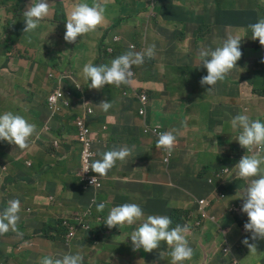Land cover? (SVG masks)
Segmentation results:
<instances>
[{
  "label": "crops",
  "instance_id": "obj_1",
  "mask_svg": "<svg viewBox=\"0 0 264 264\" xmlns=\"http://www.w3.org/2000/svg\"><path fill=\"white\" fill-rule=\"evenodd\" d=\"M171 10L172 12L166 17L158 15L155 18L144 21L145 24L155 31L157 37L154 41L155 54L156 51L163 50L154 60L155 75L151 76L148 72L141 71L145 78L144 80L136 72L133 86L130 82L122 90L114 91L111 89L113 86L107 87L104 90L90 89L88 86L82 87L84 78L82 73H79L78 84L81 86V89L69 91L73 117L65 116L63 108L60 112H52L47 105L45 97V81L41 80V78L34 81V87H24L17 81L20 71L27 67L28 62L33 68V79L37 77L38 67L35 68L32 65L34 59L23 60L12 56L9 50L5 52L3 49L0 50V74L10 71L16 60L21 64L13 81L0 77V111H15L12 109L15 108L19 113L26 112L44 135L41 140L42 143L37 146L34 145L25 154L16 148H9L0 153V166L5 165L6 167L3 175V184L0 188V200L7 197L20 199L25 209V213L22 216V227L19 230L23 234L22 237H19L16 233L0 237V264H38L43 254L52 255L53 258H61L64 254H74L68 252L69 247L64 246L61 242H55L58 245L53 247L47 245L45 239L51 240L44 235V230L48 226L53 230L58 217L68 215L71 211L79 208L76 206H82V202L89 203V200L94 197V191L83 180V171L81 182V164L79 169L73 172L72 176H68L70 182L67 193L65 189H62L61 184L57 183V180L60 181L65 173L63 163L69 160L70 154L74 151L78 150L80 155L82 150L81 143H79V147L76 149L71 142H77L78 133L81 135L82 121L84 120L82 113L84 112L92 111V114H89V116L93 118L99 117L100 120L99 125L90 127L93 133L96 152L108 149L116 144H126L137 147L142 152L143 157L126 162L118 170H112L101 180V188L96 193V199L99 202H105V209L103 212H99L102 220L97 219L92 221V226L97 232L95 241L93 243H90L89 240L82 241V251L84 247H89L88 252L78 251V253H82L83 264H98L97 261L101 262V264H144L141 253L138 251L134 252L130 243L129 235L131 231L136 229L132 226L123 229H109L104 224L112 207L125 203H135L142 209L141 200L147 202L144 206L151 204L153 198L149 200L150 196L145 191L144 181L137 182L135 180L137 176L133 174L120 176L121 171L128 164L150 161L152 162L151 165L154 166L157 178L167 177L171 179V182L175 180L182 181L190 177L198 178L204 172L209 175L212 166L211 155L222 153L216 139L227 135L230 121L237 115V107L234 106L233 109L232 105V99L235 100V92L220 87L206 91L201 88L199 83L198 90L194 93L190 88L185 89L186 86H182L179 78L172 77L166 79L164 77L168 62L170 61L172 66H176L179 60V57L176 55L170 57L167 52L169 49L167 45L191 49L198 40V37L203 34L199 32L196 12L188 3V0H173ZM112 13L116 14L115 7L113 11L110 8L108 16ZM149 14L150 11L146 10L145 15L148 16ZM117 31H120L119 28H117ZM216 47L213 48L215 49ZM77 55V45L67 46L58 55L59 58L55 64H62L69 60L67 66L73 64V67L79 68L80 65L76 62ZM162 55H167L168 59L165 66L160 69L156 63ZM190 58L188 59L190 60ZM260 67V72L264 73V63L257 66V68ZM232 78L229 74L225 80L230 82ZM173 80L180 82L178 88L172 86ZM148 81L161 82L165 85L166 90L155 92L147 87ZM256 83L258 89L255 94L257 96H264V77H259ZM5 85H8L10 88L17 86V94L5 92ZM24 90L28 92L26 96L21 95V91ZM187 92L190 93L187 94ZM182 93L186 94L184 99H173L175 94ZM95 95H104L103 101H106V96L108 95L112 107L105 112L97 104H88L86 102L87 99ZM136 95L141 97V106L135 101ZM21 98L27 102L29 106L27 109L24 108ZM29 101L35 102L37 107L32 106ZM199 104H203L202 109H199ZM140 107H148L160 113L153 130H149L148 134L143 135V139L147 143L143 146L137 142L140 136L134 134L137 129L135 109ZM248 116L252 120L259 119L264 123V119L261 117ZM65 118L68 119L65 121ZM55 129L60 130V132L54 131ZM165 131H171L177 136L176 146L170 157L171 159L178 157L179 161L173 164L171 160L167 159V162H170L169 165H158L157 163H161V161L169 157L168 153L163 149L156 147L159 134ZM238 134V131L233 130V145L226 154L219 157L217 165L213 168V172L210 175L214 177L220 173L217 181L213 184L215 185V189L201 198L199 196L208 188L198 190L190 203L199 212L208 213L211 210L217 209V205L212 198L216 197V195L225 197V200L222 202L223 211L219 215H211L204 219L203 222L207 224V229H205L207 231L201 229H196L195 232H193L194 230L191 231V234L199 240L206 237L211 238V242L210 240L207 241L209 243L208 247L211 249H216V244L219 240L226 241L229 238L230 222H237L243 228V233L245 234L241 238L245 236L251 238L248 235L249 232H246L244 228L248 219L236 221L228 212L241 215L240 203L242 199L239 200L237 205L229 208V194L241 193L246 186L243 181L238 183L237 191L230 189L227 185L225 186L233 170L237 172L234 167L239 161H232V152L241 147L238 141H236ZM63 144H66L65 151L58 153ZM50 146L55 147L56 150L52 151ZM192 153L195 154V157L188 158L187 155ZM56 158H60L58 163ZM50 164L56 167L54 177L52 176L53 168ZM190 164L195 167L193 173L188 171ZM225 168L229 170L225 171ZM138 170L139 172L144 171L141 167ZM180 191L178 190L179 193ZM63 193L66 194L63 195ZM181 197L182 195L180 194V197L175 198V200ZM49 207L56 211L52 221H48L43 217V212ZM39 234H43L45 239H41L42 237ZM27 241L31 242L27 243L25 247H21ZM97 242L105 245V249L103 247L95 249L93 245ZM235 246L236 244L230 248L233 250ZM221 253L222 255L220 253L216 254L220 258L217 262L211 253H204L202 261L208 263L212 260L214 261L213 264H228L229 259L233 258L232 254L234 253H224L223 251ZM256 257L257 253H254L255 264H264V255L259 261L255 259ZM242 263L252 264L248 259L241 261ZM151 264H156V262Z\"/></svg>",
  "mask_w": 264,
  "mask_h": 264
},
{
  "label": "clouds",
  "instance_id": "obj_2",
  "mask_svg": "<svg viewBox=\"0 0 264 264\" xmlns=\"http://www.w3.org/2000/svg\"><path fill=\"white\" fill-rule=\"evenodd\" d=\"M53 1L54 0L25 1L23 8V10H25L23 12L25 22L24 34L34 33L36 31L41 21L49 15V10L54 9ZM93 1L95 2L90 6ZM99 1L108 2V0H81V2L75 4L68 13L65 24L66 32L64 35V40L67 43H71L68 46L77 45L78 37L82 38L89 33L95 32L98 27L105 23V7L99 3ZM108 3L110 6H113L112 2ZM172 6L173 0H171V9ZM159 7L158 3L154 0H146L145 3H142V0H138V9L136 11H140L141 9L144 10V12H146V10L150 11L147 17L148 19H152L160 15ZM257 9L259 11V8ZM123 12H126V9H123ZM15 23L12 24L15 25ZM228 26L242 28L250 27V29L248 33L245 31L228 33L226 38L215 49L213 47H208L207 49L200 50L198 60L200 66H203L200 86L206 91L217 88V86L221 84L228 83L225 79L229 74L230 77H233L237 71L244 70L246 65H249L250 61H255L264 57V18L260 19V12L258 14V20L254 24L249 25L248 22H241L236 25H227L224 27ZM199 32L201 33L200 25ZM4 34L6 38L7 35L5 32ZM4 40L0 44V50L3 49V51L4 48L2 44ZM119 40L120 38L116 36L113 39L114 45L112 47L101 53L99 50H94L92 52L90 62L85 64L82 69L84 80L89 82L88 88L104 90L107 87H120L130 82L133 86V82L136 79V71L132 67L134 65L140 66L145 62V58L152 59L155 56V46L152 45L139 52L127 51L112 60L114 49L118 45ZM132 47L134 46L130 45V48ZM68 62L69 60L56 65V79L66 82L70 86V92L72 90H80L81 86L78 84V78L82 66L79 68L73 67V64L67 66ZM262 63H264V61H262ZM252 67L257 69V65L253 63ZM73 69H79L78 74H76ZM243 85L244 84L241 86ZM99 107L107 112L112 107V104L111 102L103 101L99 104ZM20 114L21 113L17 110L0 111V141H6L14 145L10 149L16 148L25 154L35 145L32 141V137L36 132V125L29 123ZM230 123L232 129L239 132L236 141H238L241 148L246 150V154L234 167L237 170V177L232 179L234 175V172H232L225 186L227 185L230 189L237 191L238 183L241 181L245 183L246 187L243 189V194L239 198L242 199L240 210L241 215L247 216L244 219H248V222L244 225L245 231L249 232L251 234V240L257 243V240L264 239V155L261 154L264 153V123L259 119L252 120L246 114H237L231 119ZM157 126L159 127V125ZM176 142V136L171 131H165L159 134L156 147L163 149L168 155H171ZM130 155L131 150L127 146L106 151L102 153L101 159H97L90 164L86 162L83 172L91 170L102 179L108 175L117 161L124 163ZM0 169L1 188L3 184V175L6 170L5 165L0 166ZM224 170L228 171L229 169L225 168ZM97 181V178L94 176L90 182L92 185L97 186ZM216 181L217 177H212L211 185ZM224 199L225 197L223 196L212 198L213 201L222 200V202ZM2 200H5V202L0 205V237H6L13 233L22 237L23 234L19 232V230L22 227V216L25 213L23 202L20 199H11V197L1 199L0 201ZM99 203L98 201L96 209L98 217H100L99 212H103L105 209V204ZM92 208L93 207H79L62 217H69L71 213L76 211L83 213L88 210L91 212V215L88 217H91L93 212ZM169 216L172 217L171 215ZM170 217L166 215H149L145 218L144 212L139 205L135 203H125L120 206L112 207L104 224L109 229H123L142 221L136 230L131 231L129 236L132 250L141 253L144 264H151L153 262H156V264H163V262L157 263L158 254L163 248L162 243L166 244L168 248L171 249L168 253L171 256V264H184L185 261L191 260L194 255V250L189 246L186 238L187 234L190 232V227L180 224H177L174 228L170 227L172 225ZM97 219L89 220L92 228V221ZM93 230L95 229L93 228ZM30 242L31 241L25 242L21 247H25L27 243ZM242 243L248 247L251 254L256 253V243H250L247 238H245ZM61 244L69 247L67 251L74 254H64L61 258L45 256L40 261V264H83V256L78 253V251H81L82 242L77 243V252L72 249V247L76 245L73 241H71L69 246L62 242ZM223 252L233 253L231 248H229L227 252ZM164 255L165 252L160 253L161 258H163ZM146 258H149L148 262H146Z\"/></svg>",
  "mask_w": 264,
  "mask_h": 264
},
{
  "label": "rangeland",
  "instance_id": "obj_3",
  "mask_svg": "<svg viewBox=\"0 0 264 264\" xmlns=\"http://www.w3.org/2000/svg\"><path fill=\"white\" fill-rule=\"evenodd\" d=\"M79 0H54V11L50 15V19L54 22L58 21L57 18V12H56V7L58 6V2L61 3L62 7V12L65 13L68 11L69 8L72 7L73 4H75ZM137 1L138 0H108V2H112V5L115 7V12L116 14L113 16V23L115 25L114 28H111V32L113 36H117L121 39H126L128 32L131 29V25L134 24H139L143 25L144 21L148 19V17L145 15L144 10L136 11L137 8ZM198 1V12L203 13L204 12V4L207 5L208 9L210 10V24L209 22H205L204 24L201 25V33H203V36L205 38V41L199 44L198 48H203L206 46L209 47H215L220 45V43L226 38L228 33H232L235 31H245L249 32L250 27L248 28H242V27H234V26H228V27H220L218 26L215 21H222L224 17V13L226 9L228 8L230 1L233 2V7L236 10H241V9H246L248 7H254V8H259L260 12V19L264 18V0H197ZM146 0H142V3H145ZM113 6H111L112 11H113ZM214 8V12L213 9ZM123 9H126V12H123ZM22 14L17 15L16 13L13 12L12 4L8 3L6 5H2L0 7V44L5 38V28L11 24L15 23L18 19L21 21L22 20ZM61 16V14H59ZM119 23H124L126 25V28L122 29L121 31H116L119 26ZM61 27L59 25H56L54 23H49L43 30L40 32L36 33L41 40H34V43H36V48L38 49L36 56L34 60L32 61V65L37 68L38 64H45V63H55L56 60L59 58L58 55L62 53V51L71 43L62 42L58 37H56L57 34H60ZM28 41V37L26 34H22L20 38V42L23 44L24 42ZM148 42L154 43V41H147L143 37L139 40V44L141 46H145ZM114 45V42H113ZM27 51V49H25ZM139 51H142L141 48H139ZM34 55V54H33ZM167 55H162L158 60H157V66L162 69L166 62H167ZM197 64H200L198 60V55H196L193 58ZM175 61V60H174ZM262 61H264V57H261L255 61H250L249 65L247 64L244 70H239L237 71L232 80L228 83L221 84L217 86V88H224L228 90H233L235 92V100L232 99V105L233 109L234 106L237 107V114H246V115H251V116H256V117H261L264 119V96H257L255 94L256 90L258 89V85L256 83V80L259 77H264V73L260 72V68H253L252 63L255 65H260L262 64ZM89 63V62H88ZM21 67V64L16 60L13 64V68L10 71H6L4 73L0 74V77H3L9 81H13L17 71ZM61 68V67H58ZM57 68V69H58ZM64 68V67H63ZM200 68L196 65L193 64H188L187 60H184L182 63H180L178 67V74L182 77V84L185 87V89H189L192 92H197L198 90V82L200 79ZM76 74H78L79 69H73ZM137 72V71H136ZM80 73H82V68L80 69ZM137 74L145 80L143 73L142 72H137ZM88 81L83 80V86L82 87H87L88 86ZM246 83V84H245ZM244 84L243 86H241ZM125 85H121L120 87H112L114 91H120L124 88ZM172 86L175 88H178L180 86V82L178 80H173L172 81ZM147 87L150 89L154 90L155 92L159 91H165L166 87L163 83L161 82H150L148 81ZM110 89V88H108ZM5 92L12 93V94H17L18 92V87L14 86L13 88H10L8 85H5ZM190 92H187L189 94ZM28 94L27 90L21 91V95L26 96ZM186 96L185 93L182 94H175L173 96V99L179 100V99H184ZM104 95H95L92 98L87 99V103L90 105L97 104L99 105L101 102H103ZM22 102L24 103V108L27 109L29 106L27 102H25L21 98ZM106 101L110 102L108 99V95L106 96ZM135 101L138 105L141 104V97L135 96ZM203 104H199V109H202ZM16 110L15 108H12ZM159 114L157 111L153 109H149L148 107H140L135 109V120L137 122V129L135 130V135H139L140 138L137 140V142L143 146L146 145L147 143L143 139V135L148 134L149 130H153V127L155 123L158 121ZM162 115H164L162 113ZM100 120L99 117H91V116H86V123L84 125V128H90L93 125H99ZM232 132L233 129L231 127V123L228 127L227 135L223 137L217 138V142L219 143L220 150L222 153L218 155H211V172L209 175L207 173H202L200 177V184L201 186H210L212 184L211 182V174L213 172V168L217 165L218 159L221 155L226 154L229 150L230 147L233 145V138H232ZM159 133V131H157ZM43 133L39 131L35 137L32 139L33 143L35 146L38 144L42 143V138H43ZM176 141H177V136H176ZM76 149L79 147V143L72 141L71 142ZM70 143V144H71ZM14 145H11L7 143L6 141H0V153L3 150H7L11 148ZM66 149V144H63L60 149L58 150V153H61L62 151H65ZM166 159L161 161L162 165H169L167 162V159L171 160V162L178 163L179 158L178 157H173L171 159L170 155H168ZM188 158H193L195 157V154H189L187 155ZM57 163L60 161V158H56ZM152 162L146 161V162H141V163H130L124 169L121 171L120 176H128V175H136L137 178L135 179L137 182L139 181H144L145 182V191L148 192V196H150L149 200H151V204L147 205L145 207L144 212V217L146 218L149 215H166L169 216V209L170 207H167L170 205L172 208L178 209L185 211L187 210L188 213L184 217V222L188 223L190 226H193V232L196 231V229H201L205 230L207 229V224L204 223V219L208 218L211 215H219L221 211H223V204L222 200L217 201L215 200L214 203L217 205V209L211 210L208 213H202V212H197L195 209V212L193 211V208H191V200L192 197L194 196L196 189H197V182L194 177H190L188 179L184 180H175L174 182H171V179L169 178H157V174L154 172V166L151 165ZM65 167V173L63 174L62 178L60 181L57 180V183L61 184L62 189H65L66 193L68 190V184L70 182L69 175L72 176L73 172H75L77 169L80 167V155L79 151L76 150L72 154H70L69 160L65 161L64 163ZM51 167L53 168L52 176L54 177V173L56 172V167H54L53 164H50ZM144 169L143 172H139V168ZM195 167L193 165L188 166V171L193 173ZM234 175L232 179H235L236 172L233 170ZM105 178V177H103ZM102 178V180H103ZM246 187V186H245ZM244 187V188H245ZM178 190H181L180 193ZM121 191V190H120ZM119 191V192H120ZM62 193V191H61ZM66 193H63L65 195ZM180 194L182 197L178 200H175V198H179ZM243 190L241 193H236V194H229V201H230V206L237 205L239 202V198L242 196ZM217 198L220 197V195H216ZM225 200V199H224ZM89 203L82 202V206H76V207H97V202H91L89 200ZM5 202V200L0 201V205H2ZM108 203V201H107ZM142 206H144L147 202L142 201ZM164 207H167L164 208ZM108 210V209H107ZM193 212V217H189V214ZM230 213V216L235 218L236 221H239L241 219H244L247 216L244 215H239V214H233L232 212L228 211ZM56 211L54 209H51L49 207L47 210L43 212V217L44 219H47L48 221H52L53 217L55 216ZM171 218V217H170ZM142 223V221L137 222V224H134L132 227L136 229L139 224ZM229 238L225 240H219L216 244V249H211L208 247V243L204 242V239H198L195 236L189 232L187 234V240L188 244L190 247L193 248L194 250V255L190 261L193 262V264H213L214 261H209L208 263L206 261H202V255L204 253H211L213 257H215V261H219L220 258L216 254L221 253L224 250H228L231 246L233 247L234 244H237L240 246L242 244V239L241 237L245 234L243 233V228H241L237 222H230L229 224ZM249 236H251L250 233H248ZM30 236V234H29ZM41 236V239H45L43 234H39ZM45 243L50 246H57L58 244L55 242H51L45 239ZM204 243L205 248H201V244ZM95 249H101L102 247L105 249V245L100 244V242H97L93 245ZM162 247H164V250H160L161 252H165V255L163 258L160 257V253L158 254L157 257V263L158 262H166L171 259V256L168 254L171 249L168 248L166 244L162 243ZM256 253L257 257L255 258L257 261H259L263 255H264V239L262 240H257L256 243ZM89 247H84L83 251L81 248V252H88ZM231 259H229L228 264H240L241 261H245L248 259L251 261L252 264H255L254 262V254H249L247 255H239L235 253H240L238 249H236V252H233ZM89 254V253H87ZM82 255V253H80ZM45 256H51L52 255H47L43 254L41 256L40 261L42 260L43 257ZM40 261L38 264H40ZM149 261V258H146V262ZM98 264H101V262H98Z\"/></svg>",
  "mask_w": 264,
  "mask_h": 264
},
{
  "label": "trees",
  "instance_id": "obj_4",
  "mask_svg": "<svg viewBox=\"0 0 264 264\" xmlns=\"http://www.w3.org/2000/svg\"><path fill=\"white\" fill-rule=\"evenodd\" d=\"M25 1L26 0H0V7L2 5H6L8 3H11L12 8H13V12L16 13L17 15L22 14V16H21L22 20L21 21L18 19L16 21L15 25L11 23L5 28V33H6L7 37L5 38L2 45L4 48V52L9 50L10 53L12 54V56H14V57H17V58H20L23 60H30V59L35 58L36 53L38 51V49L36 48V43H34V40H39V41L41 40V38L36 33L43 30L50 22L54 23L56 25H59L61 27L60 34H57L56 37H58L62 42H65L64 35L66 32L65 24H66V20H67V15L72 10L73 6L75 4L80 3L81 0H79L75 4H73L72 7L69 8L68 11H66L65 13L62 12L61 3H58V6L56 7L58 21L54 22L50 19V15L54 11V9H50L49 15L41 21L40 26L36 29V31L34 33H25L28 37V41H26L22 44L20 42V38H21L22 34L24 33L23 30L25 28V22H24V18H23V12L25 11V10H23ZM154 1L156 3H158V5L160 6L159 7V14L162 17H166L168 14H170V12H171V0H154ZM94 2L95 1H93L90 4V6ZM99 3H101L105 7V17H106L105 23L102 24L100 27H98V29L95 32L89 33L82 38H79V37L77 38V40H78V44H77L78 55L76 57V62L78 63V65L82 66V69H83L85 64H88V62H90V58H91L92 52L94 50L105 51V50H107L113 46V39H114L115 35L113 36V34L111 32V28L115 27V25L113 23V16L115 15V13H112L110 16H108V13H109L110 8H111L110 4L108 2H102V1H99ZM188 3L194 8V10L196 12V20L198 22V25L201 26L205 22H209V24H210V19H211L210 10L208 9L206 4H204V6H203L204 12L199 13L197 0H188ZM212 10L214 12V8ZM59 14H61V16H59ZM258 14H259L258 9L254 8V7H248L247 9H244V10H236L233 7V2L230 1V4L224 13V17H223L222 21H215V23L220 27H224L227 25H236V24H239L241 22H248V24L251 25V24H254L257 22ZM12 25H13V27H12ZM118 26H119L118 28L120 31L122 29L126 28V25L124 23H119ZM115 30L117 31V29H115ZM142 37L144 39H146L147 41H151V40L155 41L157 39V37L155 35V31L149 25H147L145 23H143V25L133 23L131 25V29L128 32L126 39L120 38L118 45L114 49V53L112 55V60L114 58L124 54L127 51L131 50V51L139 52V48H141L143 51L147 47L154 45V43L148 42L145 46H141L139 44V40ZM29 41H31V42H29ZM204 41H205V38L202 34L198 37V40L195 42V44L192 46L191 49H188L186 47L176 48L175 46L168 44L167 47H169V49L167 50V52L170 55V57L176 55L179 57V60L177 61L176 66H172L170 61L168 62L165 73H164V77L166 79H170L172 77H177L181 80V84H182V77L178 74L177 71H178V67H179L180 63H182L184 60H187L188 64H193V65H196L198 67H201L200 68V79L198 82V85H199V83L202 79V68H203V66H200V64H197L193 58L199 54L201 49H207L209 47V46H206L203 48H198L199 44L204 42ZM157 43H158V41H157ZM169 43H171V41H169ZM130 45L134 46V47L130 48ZM209 48H212V47H209ZM25 49H27V51H25ZM162 52H163V50L156 51L154 58H152V59L145 58V62L142 65H140V66L134 65L132 68L137 72L145 71V72H148L151 76H154L155 75L154 60ZM189 57H191L190 60L188 59ZM40 78H41V80L45 81V86H46L45 97L47 99L48 107L51 109L52 103L49 101V98L54 95L57 97L56 105H58L60 107V111L63 108L65 116L73 117L74 116L73 112H72L73 108L71 107V101L69 99L70 86L66 82H63V81L56 79V64L55 63H45V64L39 63L38 64L37 77L35 79H33V68L30 66V63L28 62L27 67L23 68L20 71V74L17 77V81L24 87H34V81H37ZM167 83H168V81H167ZM182 86H184V85L182 84ZM29 103L32 106L37 107V104L35 102L29 101ZM20 115L23 116L29 123L35 124L34 121L27 115L26 112L21 113ZM67 119L68 118H65L64 120L66 121ZM75 125H76V123H75ZM76 127H77V125H76ZM54 131L60 132V130H57V129H55ZM38 132H39V129H38V126L36 125V132L33 135L32 139L35 137V135ZM77 142L81 143V146H82V150L80 152V159H81L80 164L82 166V153L85 149V143L83 140H81L79 133L77 135ZM123 146H127L131 150V155L127 158L126 162L137 160V159L143 157L142 152L137 147H134L132 145L116 144V145H114L108 149L100 150V152H96L95 145H94V143H92L91 148H90L91 152L94 154V156L92 157V161H95L97 159H101L102 153H104L106 151L119 149L120 147H123ZM50 149L52 151L56 150V148L53 146H50ZM245 154H246L245 149H243L241 147L239 149H235L232 152V161H236V162L240 161V159ZM126 162L121 163V162L117 161L116 165L109 171V173L114 169L118 170ZM204 173H206V172H204ZM201 175L198 178H195L196 182H197V189H196L195 193H197L198 190H204L205 188H208V189H206L199 196L200 198L208 195L211 191H213L215 189L214 188L215 185L202 187L200 184ZM145 207L146 206H143L142 209L145 210ZM167 207H170L169 215L172 216L171 217L172 225L170 227L174 228L177 224L188 225L190 227V232L193 230V228H194L193 226H190L188 223L184 222V217L188 213L187 210L182 211V210L174 209L170 205H168ZM167 207H166V209H167ZM190 207L193 208L194 212H195V209L197 212H199L196 207H194V206H190ZM92 209H93L92 216L91 217L82 216L83 220L89 221L91 219H97V217H98V212L96 210L97 207H93ZM189 217H193V212L189 214ZM65 221H67L66 224H65ZM72 226H74V229H75V236L72 238V241L74 243H76V245L72 247V249L74 251H76V252L78 251L77 243L82 242V240H89L90 243H93L95 241V238L97 237V233L95 230H93L92 227H90L89 229H84L82 227L81 223L73 224L69 219L66 220L63 217H58L56 219V226L54 227L53 230L50 229L51 228L50 226L46 227V229L44 230V235L51 241L65 243L67 235L70 233ZM205 231H207V230H205ZM245 238L249 239L250 243H256V241H252L251 238L247 237V236L241 238L242 241ZM208 240H210V242L212 241L211 238L206 237L204 239V242L208 243L207 242ZM200 244H201L200 246L202 248H205L204 243H200ZM236 249H238L240 253H235V254H239L242 256L247 255V254H249L248 252H250L248 247L245 246L243 243L240 246H238L236 244V246L234 247L232 252H234V251L236 252ZM162 250H164V247L162 248ZM220 254L222 255V253H220ZM185 263L191 264L192 261H190V260L185 261L184 264ZM163 264H171V259L166 261ZM240 264H241V262H240Z\"/></svg>",
  "mask_w": 264,
  "mask_h": 264
},
{
  "label": "built area",
  "instance_id": "obj_5",
  "mask_svg": "<svg viewBox=\"0 0 264 264\" xmlns=\"http://www.w3.org/2000/svg\"><path fill=\"white\" fill-rule=\"evenodd\" d=\"M57 100L56 96H52L50 97L49 101L52 103L51 105V109L53 110V113H57L60 111V107L58 105H55V102ZM84 115V120L82 121V132H81V140L84 141L85 143V149L82 153V169H81V182H82V171L85 169L86 166V162L88 164H90L92 161V157L94 156V154L91 152L90 148H91V144L94 143V138H93V133L91 131L90 128L85 129L84 125L86 123V116H88V114H92V111H88L87 113L84 112L82 113ZM56 144V143H55ZM220 175V173L216 174L215 177H218ZM96 177L97 178V186H94L91 184V179L92 177ZM83 180L85 182V184L89 187L92 188V190L94 191V197L91 199V202H97L96 199V193L98 192V190L101 188V178H99L95 173H93L91 170L87 171V172H83ZM100 203H104L105 202H100ZM99 203V204H100ZM90 216L91 212L90 210L86 211V212H80V211H76L71 213V215L69 217H66L65 219H69L73 224H77V223H81L82 227L84 229H89L91 227V223L88 220H83L82 216ZM98 220H102L101 216L98 217ZM67 223V221H65V224ZM75 236V229L74 226L71 227V231L70 233L67 235L66 241H65V245L69 246L72 238ZM224 251H228V250H224Z\"/></svg>",
  "mask_w": 264,
  "mask_h": 264
}]
</instances>
